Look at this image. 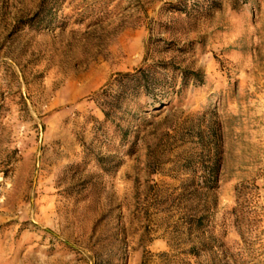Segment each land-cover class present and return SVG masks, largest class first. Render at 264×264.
Returning a JSON list of instances; mask_svg holds the SVG:
<instances>
[{
  "label": "rangeland",
  "instance_id": "rangeland-1",
  "mask_svg": "<svg viewBox=\"0 0 264 264\" xmlns=\"http://www.w3.org/2000/svg\"><path fill=\"white\" fill-rule=\"evenodd\" d=\"M0 264H264V0H0Z\"/></svg>",
  "mask_w": 264,
  "mask_h": 264
}]
</instances>
